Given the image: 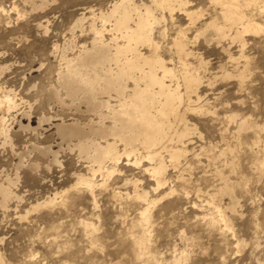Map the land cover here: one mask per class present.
<instances>
[{"label":"rangeland","instance_id":"obj_1","mask_svg":"<svg viewBox=\"0 0 264 264\" xmlns=\"http://www.w3.org/2000/svg\"><path fill=\"white\" fill-rule=\"evenodd\" d=\"M34 1L41 3L44 0ZM117 1L48 0L45 8H33L24 0H0V10L7 11L4 14L0 11V97L11 90L21 106L8 112L5 108L0 109V128L1 120L6 119L5 126L14 139V151L21 153L26 147L31 151V143L51 146L56 151L61 149L58 156L61 164H64H53L50 170L40 166L35 172L27 168L28 165L24 168L19 166L20 159L16 153L13 154L8 145L2 147L0 143V182L6 184L5 177L15 179L16 173L19 175V179H15L11 185L16 197L9 199L8 203L6 201L3 207L0 196V264H264V132L257 128L264 126V31L259 38L249 37L245 51L250 62L249 73L242 90L235 78H219L214 88H207L209 86L206 85L201 88V95L210 100L222 92L220 103L225 106H219L225 108L222 109L221 118L235 114L248 120L250 126L239 133L240 137H235L233 124L229 123L228 132L223 131L227 126L224 119L213 122L212 117L207 115L188 114L189 122L197 125L196 131L201 133L202 138H199L200 133H194L196 137L190 135L192 144L188 161L176 172L169 170L171 178L175 176L176 179H171V184L178 192L172 195L174 198L163 199L152 208L154 223L151 224V243L147 255L141 257L139 248L132 240L133 233L139 235V230L133 229L132 225V221L139 216L134 206L121 208L111 195L112 189L99 194L96 204L88 192L74 191L73 171L81 163H78L73 152L69 153L65 144H62L63 148L59 147L60 137L53 125L44 123L41 127L46 130L38 126L42 115L59 117L54 121L57 124L61 123L62 117L68 123L74 119L87 120L75 117L68 111L60 112L58 105L52 103L49 106L47 103L49 89L57 85L56 71L59 67L58 57L52 52L56 43L63 46L74 36L78 45H90L93 39L90 32L92 12L97 14L100 10H108ZM190 1L189 11L193 12V16L211 14L208 0ZM135 2L139 5L151 4L150 0ZM82 15H86L87 20L83 26L74 27ZM175 15L172 20L166 17V39L158 37L165 47L182 31L193 39L206 22L194 16L196 24L189 28L191 20L188 16ZM206 18L209 19L208 16ZM38 23H42L41 28L37 26ZM96 25L101 27L98 21ZM44 26L50 30L44 29ZM10 35H15L14 39ZM201 39H198L196 46L208 61V70L204 72L207 79L224 61V56L216 45L201 44ZM232 49L236 56L237 50ZM167 53L165 58L169 60ZM240 60L244 63L243 59ZM5 67L7 70L2 72L1 69ZM29 108L30 111L32 109L31 114L25 117L23 114ZM19 122L23 126L30 124L32 128L35 127L41 136L36 139L33 131L20 128ZM221 130L222 136L227 139L225 142L231 144L232 156L236 157L235 173L228 171L220 160L215 166L202 155L200 159L196 157L201 145L209 141L219 144ZM0 139V142L4 141L2 137ZM220 142L219 145L224 146V142ZM36 152L32 150L30 153L29 162L32 164L42 163V157ZM215 167L224 171L226 177L235 183L232 197L226 192L225 185L221 189L222 184L212 174ZM127 168L129 170L124 173L125 177H137L140 185L143 182L142 186H149L148 174L136 167ZM177 175L183 177L180 179ZM118 176L113 175L109 182L112 183L114 178L119 180L121 177ZM131 190L130 185L120 188L122 193ZM209 198L217 205L215 207L219 206L226 222L213 224L212 216L217 213L212 211L214 206L204 203L210 202ZM51 200L52 203H44ZM169 201L172 205L165 207ZM195 205L197 208H194ZM85 224L94 227L88 230Z\"/></svg>","mask_w":264,"mask_h":264},{"label":"bare ground","instance_id":"obj_2","mask_svg":"<svg viewBox=\"0 0 264 264\" xmlns=\"http://www.w3.org/2000/svg\"><path fill=\"white\" fill-rule=\"evenodd\" d=\"M24 1L30 3L33 8H42L48 4V0L41 3L34 0ZM208 1L212 8L211 14L194 15L206 21L195 36L193 35L194 38H189L187 32L182 31L166 47L158 41L159 36L166 39V17L172 20L175 13H178L189 17L191 20L189 28L196 24L193 12L189 11L190 0H150V5L146 3L139 5L135 0H119L108 10H100L97 14L92 12L93 23L90 25V32L93 39L90 45L87 43L78 45V40L75 41L77 37L74 39V35L63 46L54 43L52 53L59 60L56 71L57 85L49 89L47 103L49 106L52 103L58 105L60 112L68 111L75 117H84L87 120L82 122L74 119L72 123H68L62 117L61 123L57 124L54 121L59 117L42 115L38 126L41 127L44 123L53 125L60 137L59 147L63 148L62 144H65L69 153L73 152L78 163H81L73 171L74 191L88 192L96 204L99 194L108 193L112 189L111 195L116 203H120L121 208L134 206L138 210L139 216L137 220L132 221V225L133 229L139 230V235L133 233L132 240L139 248L141 257L147 255L151 243V224L154 223L152 208L157 206L155 205L157 202L178 192L171 184V179H175V176L171 178L169 170L173 169L176 172L182 169L191 152L190 135L200 133L196 131L197 125L189 122L188 114L207 115L212 117L213 122L224 119L227 126L223 131L226 132L231 123L235 129V137H240L239 133L250 126L248 120L235 114L221 118L222 109L225 108L221 109L219 106L224 104L220 103L222 92H217L219 96H215L212 103L213 99L201 95V88L205 85L209 86L207 88H214L219 78L223 80L235 78L242 90L243 82L249 73L250 62L245 53L249 37L256 38L264 31V0ZM0 11L2 14L7 12L4 9ZM85 20L86 15L80 16L74 27L83 26ZM97 21L101 24L100 28L96 25ZM8 23L9 21L6 22L7 25ZM41 24L38 23L37 26L41 28ZM15 35L10 36L14 39ZM200 38L201 44L203 42L208 46L216 45L224 56V61L207 79L204 72L208 61L202 50L196 46ZM233 47L237 50L236 56ZM166 52L170 55L169 60L165 58ZM240 59H243L244 63L240 62L242 61ZM6 68H2L1 71L4 72ZM18 101L19 99L11 94V90L6 91L0 97V109L5 108L7 112L16 110L20 106ZM20 102L23 103L22 99ZM30 108L23 114L25 117L30 116L32 111ZM5 121L6 119L1 120L0 137L4 141L0 143L2 147L8 145L13 154L16 153L20 159L19 166L24 168L28 165L27 168L35 172H38L40 166H46L47 170H50L53 164L62 166L63 163L61 164L58 156L61 149L56 151L51 146L31 143L30 150L37 151L38 156L42 157V163L37 164L29 162L31 151L28 147L21 153L14 151L12 144L14 139L11 138ZM19 125L25 131L32 130L36 139L41 134L30 124L23 126L19 122ZM257 128L264 132V126ZM42 129L46 130L45 127ZM223 131L221 130L220 141L224 142V146L219 145L220 141L219 144L209 141L199 147V154L196 157L202 155L214 165L220 160L228 171L235 173L236 157L232 156L233 149L230 147L231 144L225 142L227 139L222 136ZM200 137L202 138L201 133ZM127 166L136 167L140 172L148 174L149 186H142L143 182L140 185L137 177L135 179L128 175L125 177L124 173L129 170ZM213 172L215 179L222 186L225 185L226 192L232 197L235 185L232 179L226 177L225 172L216 167ZM17 175L16 173V180L19 179ZM113 175H119L121 178L119 180L114 178L110 183ZM177 177L181 179L183 176ZM15 179L7 176L6 184L0 182L3 207L9 199L16 197L11 190ZM126 185H130L132 190L122 193L120 188ZM221 189L223 190L224 186ZM211 198L208 199L210 202L204 203L210 207L214 206L212 211L214 210L217 215L216 218L211 215L212 219L214 218L213 224L226 222L225 215L219 206L215 207L216 204ZM52 202L53 200L44 203ZM171 205L169 201L165 207ZM85 227L89 230L94 226L85 224Z\"/></svg>","mask_w":264,"mask_h":264}]
</instances>
